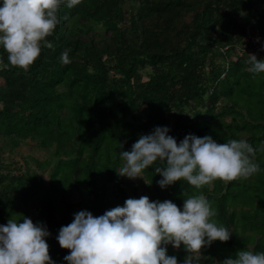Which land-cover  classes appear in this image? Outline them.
<instances>
[{
	"label": "trees",
	"instance_id": "obj_1",
	"mask_svg": "<svg viewBox=\"0 0 264 264\" xmlns=\"http://www.w3.org/2000/svg\"><path fill=\"white\" fill-rule=\"evenodd\" d=\"M59 16L47 37L54 48H42L27 72L0 67V224L23 217L43 223L51 259L68 264L70 250L56 237L75 213L99 216L143 195L182 209L188 190L207 197L214 219L232 232L227 242L201 249V264H220L242 249L264 251V152H256L260 171L252 177L201 189L183 180L162 189L154 172L160 161L144 170L151 184L141 178L140 193L136 179L116 173L119 142L131 150L157 126L178 143L210 135L259 149L264 72H250L248 59L264 60V44L252 50L244 38L258 30L264 40V0H81L62 6ZM68 49L65 64L60 57ZM0 59L8 63L2 46ZM30 142L47 156L12 160L8 168L6 149ZM187 254L183 245L167 246L179 264Z\"/></svg>",
	"mask_w": 264,
	"mask_h": 264
},
{
	"label": "clouds",
	"instance_id": "obj_2",
	"mask_svg": "<svg viewBox=\"0 0 264 264\" xmlns=\"http://www.w3.org/2000/svg\"><path fill=\"white\" fill-rule=\"evenodd\" d=\"M81 0H2L0 3V46L9 66L27 72L39 58L42 48L53 49L47 39L60 24V10L72 8ZM69 51L61 62L71 63ZM250 72H264V60L251 54ZM169 128L157 126L141 135L131 150L119 142L122 165L118 176L135 180L157 161L154 172L162 179L163 189L177 181H186L194 189L211 185L216 180L231 182L248 179L260 171L255 160L257 150L264 152V142L255 149L246 139L218 143L210 135H186L179 143L169 135ZM45 178H48L45 175ZM145 183L150 185L145 180ZM182 209L171 200L151 201L146 195L128 198L99 216L81 210L73 221L62 226L56 239L61 248L70 250L64 257L68 264H179L176 256L167 255V246L188 253L183 264H201V249L219 240L227 242L232 232L214 219L218 211L203 194L183 193ZM50 232L43 223L10 218L0 224V264H55L45 237ZM220 264H264V251L239 250Z\"/></svg>",
	"mask_w": 264,
	"mask_h": 264
},
{
	"label": "rangeland",
	"instance_id": "obj_3",
	"mask_svg": "<svg viewBox=\"0 0 264 264\" xmlns=\"http://www.w3.org/2000/svg\"><path fill=\"white\" fill-rule=\"evenodd\" d=\"M149 70L150 69L148 68L147 70L142 71L145 79H147V72ZM2 83H3L2 79H0V85ZM4 155H5V159L8 163V166H9L8 168H13L14 163L11 162L12 160H14V162L18 161L22 164L23 163L22 157L35 156L37 158L44 159L47 156V154L41 148H38L33 142L22 143L21 145L14 148L13 150L6 149ZM30 166L32 168H36L35 167V161L33 159H30ZM45 175L48 177L47 173L44 174V176ZM46 179L48 180V178H46ZM127 179H129V178H127ZM136 185L138 186V192L140 193L143 189V184L141 183V178H136Z\"/></svg>",
	"mask_w": 264,
	"mask_h": 264
},
{
	"label": "built area",
	"instance_id": "obj_4",
	"mask_svg": "<svg viewBox=\"0 0 264 264\" xmlns=\"http://www.w3.org/2000/svg\"><path fill=\"white\" fill-rule=\"evenodd\" d=\"M245 45L250 44L253 48L256 49L257 47H260L262 44H264V40L260 37V32L258 30L256 31H250L249 34L245 36Z\"/></svg>",
	"mask_w": 264,
	"mask_h": 264
}]
</instances>
